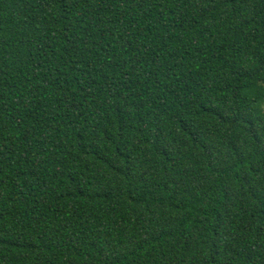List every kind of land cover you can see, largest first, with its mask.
<instances>
[{
  "label": "trees",
  "instance_id": "trees-1",
  "mask_svg": "<svg viewBox=\"0 0 264 264\" xmlns=\"http://www.w3.org/2000/svg\"><path fill=\"white\" fill-rule=\"evenodd\" d=\"M0 264H264V0H0Z\"/></svg>",
  "mask_w": 264,
  "mask_h": 264
}]
</instances>
